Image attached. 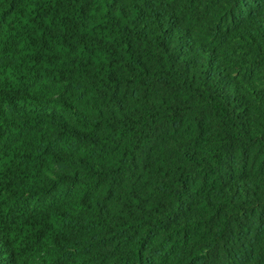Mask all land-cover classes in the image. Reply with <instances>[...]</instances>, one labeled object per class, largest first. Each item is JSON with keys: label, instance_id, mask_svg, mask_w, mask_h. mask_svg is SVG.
<instances>
[{"label": "trees", "instance_id": "obj_1", "mask_svg": "<svg viewBox=\"0 0 264 264\" xmlns=\"http://www.w3.org/2000/svg\"><path fill=\"white\" fill-rule=\"evenodd\" d=\"M0 264H264V0H0Z\"/></svg>", "mask_w": 264, "mask_h": 264}]
</instances>
